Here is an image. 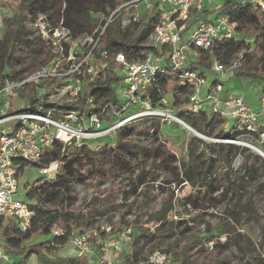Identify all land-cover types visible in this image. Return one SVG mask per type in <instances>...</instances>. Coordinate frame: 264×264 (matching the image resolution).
<instances>
[{
    "label": "trees",
    "instance_id": "16d2710c",
    "mask_svg": "<svg viewBox=\"0 0 264 264\" xmlns=\"http://www.w3.org/2000/svg\"><path fill=\"white\" fill-rule=\"evenodd\" d=\"M128 1L130 0H0L13 10L12 17L5 19L11 26L10 35L0 39V87L5 79H22L47 62L44 58L35 56L46 42L33 28L38 17H43L49 32L56 28L74 39L81 36L96 37L95 30L105 17ZM155 6L153 3L125 28L122 27L119 16L107 25L94 50L91 63L94 68L93 79L88 82L87 88L82 91L77 104L72 108L80 112H101L100 119L109 126L132 113L134 108L126 106L125 98L120 92L121 65L115 61V56L120 53L126 61L138 62L148 54L156 53L154 47L141 45L146 36H150L156 22L159 12ZM223 6L227 9L232 37L215 42L209 50L202 51L195 58H189L183 70L196 71L206 76L213 62L226 64L239 52L246 50L243 67L235 76L257 81L261 94L264 95V11L258 4L242 5L234 0H224ZM18 43L28 50V57L26 53L19 55L24 49H17ZM88 50L82 48V54ZM165 64L164 60L162 66L166 67ZM180 72L157 76L155 83L144 94L150 105L161 107V100L167 99V93H171L170 107L175 116L194 132L211 138L215 136L213 134L219 125H222L224 132L218 130V138H236L237 133L229 134L230 122L210 110L201 109L197 114H192L188 109L192 90L189 86L180 84ZM213 81L212 75L209 84ZM53 84V81L46 80L40 85H32V90L36 93L42 91L47 96ZM33 97L27 103L32 110L36 106ZM89 98H92V107L88 104ZM46 108L44 107L45 110ZM159 119H140L149 123L146 128H138L133 125L135 123L121 126L112 135L113 142L108 141L111 137L108 136L84 141L81 146L66 145L63 151L61 145L57 144L46 150L38 162H20L17 179L29 166L40 170L57 161L59 167L55 179L44 176L32 185L23 187L25 200L32 212L29 228L22 231L16 222L10 220L0 235V248L11 258L12 264H23L30 256H38L40 250L51 251L53 246H63L72 238L84 237L88 242L94 243L97 235H104L103 231L97 233L94 230L96 218L119 209L122 205L117 202L119 198L127 200L129 196L136 194L139 187L156 182L158 177L153 175L156 171V176L160 174L167 178V184L180 186L187 183L192 188V192L179 202L189 218L173 220L171 213L174 204L171 200L164 201L157 211L149 215L150 222L160 224L153 230L137 228L133 234V246L142 239L150 242L155 239H170L172 243L166 252L172 264H188L192 252L200 244V236L185 233L201 223V215L206 213L205 210L225 199L231 206L230 218L238 222L243 212V190L251 182L260 184V179H264L263 158L246 148L240 149L226 143L209 144L196 136H190L186 143L187 160L180 161L178 155L158 137L156 129ZM239 149L242 161L238 162V171L234 172L231 162ZM220 156L225 158L226 170L222 175L216 176V163ZM118 171L128 174L126 185L117 177L115 183L100 196L94 197L80 209L74 207L78 200L76 186H85L95 180L100 187L105 179ZM136 171L138 172L135 173ZM229 227V223L221 226L224 230ZM55 231H60L61 234L56 235ZM35 234L47 237L48 242L44 247L42 244L27 243ZM137 255L138 251L128 252L122 256L119 264H136ZM65 264L91 263L85 257H75ZM244 264H264V257L259 258L257 263L246 261Z\"/></svg>",
    "mask_w": 264,
    "mask_h": 264
},
{
    "label": "built area",
    "instance_id": "2783aa9c",
    "mask_svg": "<svg viewBox=\"0 0 264 264\" xmlns=\"http://www.w3.org/2000/svg\"><path fill=\"white\" fill-rule=\"evenodd\" d=\"M214 1L130 0L117 6L105 17L103 23L95 30L96 37L84 36L75 39L68 33L66 36L51 38L52 34L59 30L55 28L49 32L43 17H38L33 23V28L46 42L35 56L44 58L47 62L22 79H5L3 86L0 87V217L2 221L12 220L22 231L28 229L31 222L32 212L28 203L17 196L21 189L16 178L20 162H38L46 150L57 144L61 145L63 151L66 145L81 146L84 141L112 136L117 128L142 118L163 117L183 124L176 116L170 114L166 98L161 100V107H152L148 97H144L146 89L155 83L159 74H174L181 71L178 75L180 84L187 85L192 90L188 99V109L192 114H197L201 109H208L217 114L230 122L229 134L237 133L236 137L244 135L254 139L262 148L245 145L253 147L264 157V95L261 94L257 108H253L240 95L225 92L223 84L226 79L235 76L242 69L246 50L239 52L226 64L213 62L210 73L214 81L211 85L206 76L196 71L183 70L189 58H195L202 51L209 50L215 42L232 37L227 9L223 6L224 0H221L218 6H214ZM234 1L242 5L258 4L264 11V0ZM153 3L159 12L150 34L155 43L152 47L156 53H150L144 60L138 62H128L120 53L115 56V61L121 65L120 92L125 98L126 106L134 108L132 113L109 126L100 119L101 112H86V110L80 112L72 108L77 104L82 91L87 88L88 82L93 79L94 68L91 63L94 59V50L107 25L119 16L126 5L138 7L139 10L133 16L135 21L140 17L141 12L149 9ZM5 10L7 9L0 7V26L3 18L1 14ZM214 12V17H208V14ZM82 48L89 50L82 54ZM164 60L166 67L162 66ZM46 80L53 81V87L47 96H44L42 91L36 93L33 90L35 94L33 93L31 97L34 96L36 100L34 110L27 104L28 99L23 106L21 104L18 107L13 104L12 99L17 90L27 87L32 89V85H40ZM85 81L86 85H83ZM53 96L57 97L55 101L51 99ZM88 104L90 107L93 106L92 98L88 99ZM44 107H47L46 110ZM142 107H147V110L152 112L149 113L151 115L136 117ZM158 111L161 113H157ZM235 139L216 141L229 144ZM50 165L55 166L44 167L39 173L53 180L56 175L51 171L58 169L59 162L55 161ZM55 234L61 232L55 231ZM71 242L81 250L80 255L91 253L86 238H72ZM101 250L104 251V247L101 246ZM99 258L94 262L95 264H110L105 260V256ZM8 261H10L8 256L0 248V264H12Z\"/></svg>",
    "mask_w": 264,
    "mask_h": 264
},
{
    "label": "rangeland",
    "instance_id": "374dc122",
    "mask_svg": "<svg viewBox=\"0 0 264 264\" xmlns=\"http://www.w3.org/2000/svg\"><path fill=\"white\" fill-rule=\"evenodd\" d=\"M220 3L221 0H215L214 6L220 5ZM0 7L7 9L1 14L3 17L0 26L1 39L8 38L10 35L11 26L5 21V19L12 17L13 10L10 5L3 2H0ZM138 10V7L136 8L133 5L125 6L124 10L121 11L118 17L123 28L134 21L133 16ZM210 16L214 17L215 12L208 14V17ZM66 35L67 33H61L58 31L55 34H52L51 38ZM81 37L84 38V36ZM154 44L151 36H146L141 42L142 46H154ZM21 48H23L22 45L18 43L17 49ZM23 53H26V56L28 57V50L24 49L22 52H19V55L22 56ZM30 61L31 60H27V62ZM85 78L87 81L88 77L86 76ZM206 78L209 82L212 79V74L208 72ZM86 81L83 85H86ZM119 84L121 86L122 81ZM223 84L226 90L232 94L240 95L249 106L257 108L261 96V88L257 81H252L245 77L233 76L226 79ZM33 93L35 94L30 87L17 90L12 102L15 106H20L21 104L23 106ZM51 99L55 101L57 97L53 96ZM167 99L170 114L175 117V112L172 107H170L172 101L171 93H167ZM147 109V107H142L138 114H136V117L151 115L149 113L152 112ZM160 111L157 113H161ZM161 118L159 119V126L156 129L158 137L166 143L171 151L178 155L180 161L187 160L186 143L190 136H196L209 144L222 143L216 141L221 139L216 136L218 135V130L224 132V126L222 125H219L215 130L213 134L215 136L209 138L202 134L197 135L192 131V128L189 125L179 118L177 119L188 127L177 121L163 117ZM132 123H135L133 125L138 128H146L149 126V123L146 122V120L140 121L139 119ZM112 137L113 136L109 137V142H113ZM101 141L103 142V140ZM223 144L225 143L223 142ZM229 144L240 149L246 148L251 153L262 157V155L258 154L253 147L247 145H252L257 148L262 147L256 143L254 139H250L244 135L237 136L236 139ZM240 149L237 152V156L231 162L234 172L238 171L236 166L239 161H242V159H240ZM262 158L264 160V157ZM52 166L54 167L55 165ZM52 166L50 165V167ZM225 170V158L220 156L216 163L215 175H222ZM51 172L56 173L57 171L52 169ZM137 172L138 171L135 173ZM156 173L153 174L154 177H158L156 182L148 183L147 186L139 187L136 194L129 196L127 200L119 198L117 202L122 204L119 209L109 214L99 215L96 218L97 222L94 225V230L97 233L103 231L104 235H97L94 243L88 242L90 244L91 253L87 255L83 253L80 255L81 250L76 248L70 240L63 246H53L51 251L40 250L38 256H30L25 263L23 262V264H65L69 259L75 257H85L88 262L90 261L91 264H95L94 262H97L101 256H105V260L110 264H119L122 260V256L128 252L131 253L134 251H138V262L136 264H172L166 252L169 249L172 240L155 239L150 242L149 240L142 239L136 246H133L132 244L133 234L137 228L146 227L153 230L155 226L160 224L150 222L149 215L157 211L164 201L171 200L174 204L171 213V218L173 220H188L189 218L188 215L184 214L185 212L179 206V202L183 197L192 192V188L187 183H183L180 186L167 184L165 183L167 178L160 174L156 176ZM117 177L122 180L123 185H126L129 179L128 174L118 171L117 174L113 173L112 176L110 175L109 178L105 179V183L100 187L95 180H92L85 186H76L75 193L78 200L74 207L80 209L83 205L89 203L94 197L100 196V194L107 191L115 183L114 180H116ZM42 178H44V176L39 173L37 168L33 166L27 167L18 179L21 189H19L17 196L22 201L26 202L24 188ZM259 183L260 184L251 182L243 190V212L238 222L230 218L229 213L231 211V206L225 199L215 202L214 205L205 210L206 213L201 215V223L194 226L192 231L185 233L186 235L193 233L200 236V244L196 247L194 252H192L190 260L187 262L188 264H244L246 261L257 263L259 258L264 257V236H262V232L264 231V179H260ZM7 222V220L0 222V235ZM224 223L230 224L228 230L221 228ZM47 242L48 239L46 236L35 234L27 243L42 244L44 247ZM101 246L104 247V251L101 250ZM8 258L10 260L8 263L13 262L10 257Z\"/></svg>",
    "mask_w": 264,
    "mask_h": 264
},
{
    "label": "crops",
    "instance_id": "0c3cea01",
    "mask_svg": "<svg viewBox=\"0 0 264 264\" xmlns=\"http://www.w3.org/2000/svg\"><path fill=\"white\" fill-rule=\"evenodd\" d=\"M224 89H225V88H224ZM225 92L232 94L231 92H229V91H228V90H226V89H225ZM235 95H236V94H235Z\"/></svg>",
    "mask_w": 264,
    "mask_h": 264
},
{
    "label": "water",
    "instance_id": "95a60500",
    "mask_svg": "<svg viewBox=\"0 0 264 264\" xmlns=\"http://www.w3.org/2000/svg\"><path fill=\"white\" fill-rule=\"evenodd\" d=\"M183 125H185V124H183ZM186 127H188L187 125H185ZM191 129V128H190ZM193 131V130H192ZM194 133H196V132H194ZM197 134V133H196ZM197 135H200V134H197Z\"/></svg>",
    "mask_w": 264,
    "mask_h": 264
}]
</instances>
